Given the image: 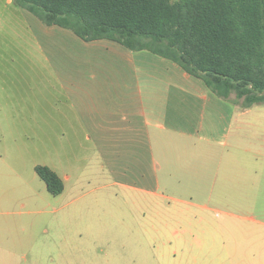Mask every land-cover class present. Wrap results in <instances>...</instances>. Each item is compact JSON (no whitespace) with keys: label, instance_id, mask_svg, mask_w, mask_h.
<instances>
[{"label":"crops","instance_id":"crops-1","mask_svg":"<svg viewBox=\"0 0 264 264\" xmlns=\"http://www.w3.org/2000/svg\"><path fill=\"white\" fill-rule=\"evenodd\" d=\"M29 14L0 0L6 128L26 129L29 140L28 130L42 131L46 154L66 141L88 144L98 205L128 209L137 227L132 252H151L155 264H264V105L242 108L175 62L117 42L119 56L83 75L82 39ZM46 159L37 165L64 190L70 175ZM6 160L0 154V182L12 177ZM100 248L90 264H129Z\"/></svg>","mask_w":264,"mask_h":264},{"label":"trees","instance_id":"trees-1","mask_svg":"<svg viewBox=\"0 0 264 264\" xmlns=\"http://www.w3.org/2000/svg\"><path fill=\"white\" fill-rule=\"evenodd\" d=\"M47 26L84 41H114L175 62L217 96L264 104V0H12ZM35 172L58 195L62 180Z\"/></svg>","mask_w":264,"mask_h":264},{"label":"rangeland","instance_id":"rangeland-1","mask_svg":"<svg viewBox=\"0 0 264 264\" xmlns=\"http://www.w3.org/2000/svg\"><path fill=\"white\" fill-rule=\"evenodd\" d=\"M29 16L39 20L31 13ZM58 28L72 38L76 36L71 30ZM81 44L76 55L83 58V75L98 73L99 67L105 69L104 61L97 59L119 56L111 49V44H117L113 41L82 40ZM7 122L8 117L0 114V154L12 168L11 179L3 177L0 182V264H90V254L101 252L100 247L106 252H122L129 264H155L151 252H132L140 237L128 209L123 212L113 205L118 211L113 215L98 205L104 198L89 175L92 154L88 144L66 141L58 151L55 146L48 148L59 161L60 174L70 175L64 180L63 192L52 195L34 169L50 155L43 148L42 131L28 130L32 134L29 140L26 129H8ZM113 216H121L124 223ZM122 259V263L126 261Z\"/></svg>","mask_w":264,"mask_h":264}]
</instances>
